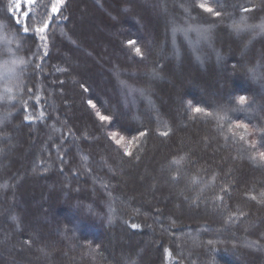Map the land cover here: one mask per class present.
I'll return each mask as SVG.
<instances>
[{
	"label": "trees",
	"instance_id": "obj_1",
	"mask_svg": "<svg viewBox=\"0 0 264 264\" xmlns=\"http://www.w3.org/2000/svg\"><path fill=\"white\" fill-rule=\"evenodd\" d=\"M56 2L0 0V264H264V0H63L36 34Z\"/></svg>",
	"mask_w": 264,
	"mask_h": 264
},
{
	"label": "snow or ice",
	"instance_id": "obj_2",
	"mask_svg": "<svg viewBox=\"0 0 264 264\" xmlns=\"http://www.w3.org/2000/svg\"><path fill=\"white\" fill-rule=\"evenodd\" d=\"M29 2V5L31 6L33 3L36 4L37 7H46V5H44L43 3V0H28ZM63 4V0H57L56 3H53L51 5V10L48 12V15H47V18L43 20V25L41 27H37L35 29V33L36 34H43L46 32L48 26H49V23L50 21L53 19V17L55 16V14H57L60 10H61V5ZM21 6H23V0H21ZM200 7L204 8L205 11L207 12H210V13H213L214 15H217L219 16L220 13L219 12H214L213 9L211 7H206L204 4H201ZM26 15L28 17H31L32 16V12H28L26 13ZM241 23H243V21H241ZM235 27L237 28V30L239 29L240 25L237 24L235 25ZM256 27H259L261 29V31H264V24H260V25H257ZM25 32L29 31V29L26 27L24 29ZM40 39L45 41V48H47V42H46V37L43 36V35H40ZM129 43H132L131 41ZM137 51H139V49H137ZM46 54V53H45ZM16 63H24V61L20 60ZM245 99L244 96H241L240 97V100L243 101ZM91 103V102H90ZM27 119V117H26ZM102 119H105L102 117ZM141 135H144V133H141ZM261 158H264V153H261ZM132 227H137V225H132Z\"/></svg>",
	"mask_w": 264,
	"mask_h": 264
},
{
	"label": "clouds",
	"instance_id": "obj_3",
	"mask_svg": "<svg viewBox=\"0 0 264 264\" xmlns=\"http://www.w3.org/2000/svg\"><path fill=\"white\" fill-rule=\"evenodd\" d=\"M22 60V59H21ZM23 61V60H22ZM24 67V63L14 62L11 67L5 66V75L0 82V89H2V96L6 102L11 101L13 98V90L18 93L21 87L22 80L20 79V72Z\"/></svg>",
	"mask_w": 264,
	"mask_h": 264
},
{
	"label": "rangeland",
	"instance_id": "obj_4",
	"mask_svg": "<svg viewBox=\"0 0 264 264\" xmlns=\"http://www.w3.org/2000/svg\"><path fill=\"white\" fill-rule=\"evenodd\" d=\"M14 61H10V62H0V81L3 79L4 75H5V66H9L11 67L13 65Z\"/></svg>",
	"mask_w": 264,
	"mask_h": 264
}]
</instances>
